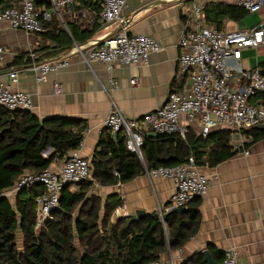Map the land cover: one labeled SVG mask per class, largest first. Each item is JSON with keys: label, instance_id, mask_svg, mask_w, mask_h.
I'll use <instances>...</instances> for the list:
<instances>
[{"label": "crops", "instance_id": "1", "mask_svg": "<svg viewBox=\"0 0 264 264\" xmlns=\"http://www.w3.org/2000/svg\"><path fill=\"white\" fill-rule=\"evenodd\" d=\"M97 1L92 0L88 5L80 0L73 3L71 13L67 15L68 30L60 28L55 15L46 23L48 33H26L9 25L2 26L0 30V45L6 50L5 65L0 64V71L10 69L0 74V84H9L13 90L31 94V111L40 119L71 117L83 120L87 124L84 140L71 155L79 150L80 155L90 162L104 132L115 139L119 136L124 138L122 133L116 138V132L104 126L112 108L108 91H111L113 100L127 117L141 118L162 106L169 93L185 83L178 67V44L185 22L181 2L143 9L157 0H127L122 19L110 25L102 21V8L96 5ZM224 1L232 4L239 2ZM35 3L39 9L50 8L48 0H35ZM260 21L264 20L257 18L255 23L244 25L231 21L227 29H244ZM122 24L125 25L123 30L131 34H148L161 44L159 51L150 54L148 64L129 66L117 63L109 73L104 63L85 62L74 50L76 44L86 48V43L117 30ZM60 31L69 35L71 42L62 39L58 35ZM69 50V65L51 73L46 82L37 80V73L31 68L33 61L25 62V55L30 51L37 55L35 63H41ZM263 62L264 45L243 50L242 63L245 68H262ZM17 70L19 77L14 82L10 74ZM111 78L118 81L117 87L112 85ZM132 79H136L135 85L131 84ZM262 100L264 98L260 95L251 98L255 103ZM190 130L200 136L197 129ZM260 130L254 127L246 130L245 141L240 146L238 136L232 133L230 145L237 151L235 155L214 166L198 164L202 172L211 178L217 174L218 178H213L208 193L201 198L199 231L181 248V261L178 264L198 251L217 249L224 252L230 247L237 249L239 264H264V137H257ZM245 150H250L248 156L244 154ZM62 160L59 159V163ZM92 173L91 169V176ZM76 188L73 186L71 189ZM173 190L171 179L158 177L151 183L142 174L132 181L114 186L95 183L92 193L101 196L104 201L110 195H119L123 200L120 207L124 213L131 215L138 210H144L146 214L156 213L158 203H168ZM179 250L172 251L175 257Z\"/></svg>", "mask_w": 264, "mask_h": 264}, {"label": "built area", "instance_id": "2", "mask_svg": "<svg viewBox=\"0 0 264 264\" xmlns=\"http://www.w3.org/2000/svg\"><path fill=\"white\" fill-rule=\"evenodd\" d=\"M48 1L50 8L39 9L35 0H0V30L2 26L9 25L26 33L43 34L48 31L46 23L53 15L57 17L60 28L68 30L67 15L71 13V5L79 0ZM208 2L210 0L181 1L185 22L178 44V67L185 83L173 89L162 106L141 118H129L113 100L111 91H108L112 108L104 121L105 128L124 135L127 149L143 162L145 175L151 183L158 177L171 179L174 183L169 202L157 205L156 213L163 221L168 212L187 207L192 200L205 196L213 178L217 179L218 176L214 174L211 178L202 172L194 156L172 167L148 168L143 147L149 132L174 135L187 141L191 128L197 129L202 136H208L216 129H226L238 136L240 146L245 141L246 130L264 123V100L256 103L251 101V98L264 94V73L260 67L247 69L242 63L245 48L264 45V21L244 29L220 31L206 19L204 9ZM238 4L249 13L264 10V0H239ZM100 6L102 21L111 25L122 19L127 0H101ZM161 48L159 41L148 34H131L122 29L91 47L84 48L76 44L74 50L85 62L104 63L110 73L117 63L129 66L148 64L150 54ZM5 53V48L0 45L1 65H5ZM36 57V53L30 51L25 62H34L31 68L36 71L39 82H46L51 73L68 66L70 62L66 56L50 62L35 63ZM10 76L17 82L19 70L11 72ZM111 82L113 86H118L115 78H111ZM131 84L135 85L136 79H132ZM0 107L31 110L32 96L27 92L13 90L9 84H0ZM49 152L50 149L46 150L45 155ZM244 154L248 156L250 150H245ZM91 179V162L80 155L78 150L63 158L60 163L59 159H55L41 173L25 172L6 195L41 184L44 192L37 198V226L41 227L53 219L52 213L59 207L64 188ZM118 209H121L123 217L130 216L123 212L122 207ZM181 253L180 249L175 257L169 251L165 257L147 264H178ZM218 264H239L237 249L227 248L223 260Z\"/></svg>", "mask_w": 264, "mask_h": 264}, {"label": "trees", "instance_id": "3", "mask_svg": "<svg viewBox=\"0 0 264 264\" xmlns=\"http://www.w3.org/2000/svg\"><path fill=\"white\" fill-rule=\"evenodd\" d=\"M81 1L86 5L92 2ZM96 5L99 7V0ZM204 12L208 23L220 31L226 30L229 22H240L249 15L238 3L224 0L208 2ZM61 33L58 35L62 39L71 42L69 35ZM261 65L264 73V62ZM259 95L264 98V94ZM86 127L78 118L40 119L31 110L0 107V264H147L181 249L199 231L201 198L192 200L182 213L168 212L164 221L157 213L146 214L132 223L130 216L113 220L123 200L114 194L104 201L92 193L93 186L127 183L145 174V166L127 149L123 137L115 139L106 132L91 158L92 179L77 184L76 190L71 189L73 185L64 188L53 219L38 227L37 198L44 187L36 184L19 190L14 203L6 192L25 172L41 173L55 159L67 158L77 150ZM258 133V138L264 137L263 130ZM231 134L230 130L218 129L208 136H199L189 130L187 141L174 135H147L143 147L145 163L148 168L172 167L194 156L200 165H217L237 152L230 145ZM48 149L50 152L45 155ZM210 253L218 263L224 258L221 250ZM180 264L207 262L204 253L198 251Z\"/></svg>", "mask_w": 264, "mask_h": 264}, {"label": "water", "instance_id": "4", "mask_svg": "<svg viewBox=\"0 0 264 264\" xmlns=\"http://www.w3.org/2000/svg\"><path fill=\"white\" fill-rule=\"evenodd\" d=\"M183 0H157L155 2H152L150 3L149 5L145 6L143 9H147V8H150V7H153V6H156V5H161V4H167V3H174V2H181ZM124 24H122L121 26H119L117 28V30L109 33V34H106L105 36H102L101 38H97L95 40H91L89 41L88 43L85 44L86 47H91V46H94L96 44H99L101 43L102 41H104L106 38L116 34L117 32L121 31L123 28H124ZM71 53V50L67 51V52H64V53H61L59 55H56L52 58H49L41 63H44V62H50V61H53V60H56V59H59V58H62V57H66L67 55H69ZM10 71V69L8 70H2L0 71V74L2 73H6ZM254 128H257V129H262L264 130V123L263 124H260V125H257V126H254ZM118 134L119 132H116L115 133V137L117 138L118 137ZM150 136H157L156 133H151ZM187 208L186 207H180V208H177L175 209L176 212H179V213H182L186 210ZM146 215V212L144 210H138L136 213L134 214H131L130 215V220H129V223H132L133 221H136L138 220L140 217ZM120 218H123V214L121 212V209H117L115 211V213L113 214V219L114 220H117V219H120ZM204 255H205V261L207 262V264H218V262H216L214 260V258L212 257L211 253L209 250H204L203 251Z\"/></svg>", "mask_w": 264, "mask_h": 264}, {"label": "rangeland", "instance_id": "5", "mask_svg": "<svg viewBox=\"0 0 264 264\" xmlns=\"http://www.w3.org/2000/svg\"><path fill=\"white\" fill-rule=\"evenodd\" d=\"M257 18H262L264 20V10L259 12V13H249V15L244 20H242L240 22H236V23H237V25H240V24L244 25V24H248V23L252 24V23H255L257 21ZM45 152H44V154H45ZM15 194H16L15 192L8 194L13 203L15 202V199H14ZM18 237H19V241H18L19 245L22 246V235L19 233Z\"/></svg>", "mask_w": 264, "mask_h": 264}]
</instances>
